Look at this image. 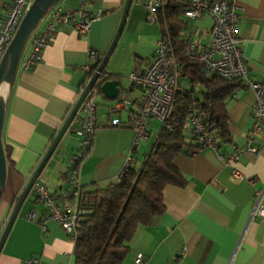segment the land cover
<instances>
[{
    "label": "crops",
    "instance_id": "1",
    "mask_svg": "<svg viewBox=\"0 0 264 264\" xmlns=\"http://www.w3.org/2000/svg\"><path fill=\"white\" fill-rule=\"evenodd\" d=\"M11 2L0 0V19L5 17ZM145 3L146 0L132 1L127 22L103 69L104 76H114L107 80H117L119 93L131 100L140 95V90L135 87L126 90L127 75L146 70L160 39V26L154 27L147 21ZM234 3L237 38L249 68L248 79L263 82L264 0H234ZM83 6L89 16L101 14L99 20L91 23L87 34L79 35L71 24L56 26L40 59L24 71L21 64L31 51V39L24 55L22 52L13 81L0 87L4 104L1 137L9 151L0 199V236L18 197L85 87L88 76L83 67H93L112 43L124 0H59L55 5L63 12L77 11ZM182 23L183 42L194 44L197 51L208 47L213 26L211 16L182 19ZM134 28L138 30V42L133 40L137 32L134 34ZM93 89L96 122L101 126L92 136L88 153L74 169L77 182L86 189L105 187L115 181L134 138L129 127L130 109L109 113L119 94L109 99L100 88ZM254 102V92L241 88L227 103L231 137L226 143L218 141L217 151L227 158L240 149L242 153L237 161L225 162L208 147L175 157L174 165L185 178V184L165 188L164 212L135 230L123 264H136L138 254L143 264H175L177 257H181L179 264H264V219L251 218L255 192L264 186V137H260L256 153L243 149L253 122ZM80 116L78 109L36 181L52 193L60 194L68 186L66 174L82 141L71 130ZM113 118H119L121 125H102ZM153 122L157 121H151L148 140L132 153L130 166L134 170L142 166L158 135L150 139ZM235 170L242 178L235 177ZM32 188L5 239L0 264H25L33 258L39 264H74V240L54 220H43L45 207L36 199ZM31 212L34 216L29 218Z\"/></svg>",
    "mask_w": 264,
    "mask_h": 264
},
{
    "label": "built area",
    "instance_id": "2",
    "mask_svg": "<svg viewBox=\"0 0 264 264\" xmlns=\"http://www.w3.org/2000/svg\"><path fill=\"white\" fill-rule=\"evenodd\" d=\"M32 2L33 0H12L5 17L0 19V62ZM167 7L168 0H146L144 8L148 22L159 24ZM86 11L84 6L77 11L68 10L65 12L55 6L52 7L39 23L40 29L32 33L30 37L32 39L31 51L23 60L21 68L27 71L37 63L41 51L53 37L56 26L71 24L79 35L87 34L91 23L99 20L101 14L89 16ZM203 15H209L213 20L211 41L208 47L200 51H197L194 44L185 42L187 56L190 61L201 64L206 73L224 78H236L243 81L247 89L254 92L253 122L243 149L250 153H256L260 137H264V81L253 82L248 79L249 68L242 56L237 38L238 17L234 0H190L189 7L184 12L182 19L196 20ZM181 69L182 64L174 55L172 43L166 31L165 36H160L154 57L146 70L133 71L127 75L126 90L132 87L138 88L140 95L131 100L125 98L123 92H120L118 100L109 107L111 114H116L121 109H130L129 127L134 132L130 152L115 181H118L130 166L132 153L136 147L141 142L148 140L151 121H158L161 127L172 113L175 96L182 90ZM83 70L86 74L90 72L89 66H84ZM79 110L81 112L79 122L71 131L80 136L82 141L77 155L71 160V169L66 174L67 188L60 194H56L50 192L46 185L36 182L37 180L33 185L37 199L45 207L46 214L43 220H54L72 239L75 238L77 222L86 213L78 206L82 187L76 180L74 169L76 164L88 153L92 136L101 126L97 124L95 117L94 89L88 92ZM102 125L118 126L121 125V121L119 118H113ZM184 129L195 137L196 143L201 148L214 149L218 157L225 162L237 161L242 153V150L235 149L227 158L224 154L219 153L215 136L208 131L201 118L196 114H192L188 118L184 123ZM234 175L238 179L242 178L237 170L234 171ZM33 216L34 212L28 215L29 218ZM254 217L264 219V186L255 192L251 212V218ZM180 260L181 257H177L175 264H179ZM135 263L143 264L141 254L136 256ZM25 264H39V262L37 258H33Z\"/></svg>",
    "mask_w": 264,
    "mask_h": 264
},
{
    "label": "trees",
    "instance_id": "3",
    "mask_svg": "<svg viewBox=\"0 0 264 264\" xmlns=\"http://www.w3.org/2000/svg\"><path fill=\"white\" fill-rule=\"evenodd\" d=\"M189 3L190 0H168L167 10L158 24L161 37L168 32L174 55L182 64L181 82L184 80L186 85L175 96L173 111L160 127L138 170L129 166L118 181L105 187L82 188L78 206L86 213L76 224L74 264H123L135 230L164 212L165 188L185 184V178L174 165L175 157L201 148L184 129L192 114L201 118L217 143L230 140L227 103L236 90L245 89L246 85L236 78L206 73L201 64L189 60L180 37L184 26L182 16ZM100 61L90 67L88 77ZM104 72L95 87L100 88L102 82L114 77L104 76ZM8 152L4 147L6 163Z\"/></svg>",
    "mask_w": 264,
    "mask_h": 264
},
{
    "label": "water",
    "instance_id": "4",
    "mask_svg": "<svg viewBox=\"0 0 264 264\" xmlns=\"http://www.w3.org/2000/svg\"><path fill=\"white\" fill-rule=\"evenodd\" d=\"M58 2L59 0H33L31 6L29 7L25 15L23 16L17 28V31L15 32L8 48L4 52L3 57L1 59L0 87L3 83L10 84L13 81L22 52L25 49V45L27 41L30 39L32 33L36 30L39 23L44 18V16L47 14V12L52 7H54ZM131 3H132V0H124L122 16H121L117 31L112 40V43L110 44L107 52L104 54L103 58L101 59V62L96 68L95 72L88 80L83 91L81 92L76 103L74 104L72 110L70 111L66 120L62 124L60 130L58 131V133L52 140L50 146L46 150L38 166L34 170L32 176L30 177L24 189L22 190L20 196L18 197L12 209V212L8 218L4 231L2 232V235L0 236V252H1L5 239L9 233L11 226L13 225V222L19 212V209L23 201L28 196L35 181L39 178V176L43 172V169L45 168L51 156L53 155L64 132L66 131V129L68 128L72 120L75 118L78 112V109L81 103L83 102L84 98L86 97L88 92L95 87L96 82L103 75L102 72L107 63V60L110 57L111 53L114 51L115 46L117 44V40L123 31ZM100 90L107 98L113 99L115 96L119 94V82L117 80H106L102 82L100 86ZM3 119H4V104H3L2 98H0V199H1L4 186H5L6 169H7L4 147H3L2 137H1Z\"/></svg>",
    "mask_w": 264,
    "mask_h": 264
},
{
    "label": "rangeland",
    "instance_id": "5",
    "mask_svg": "<svg viewBox=\"0 0 264 264\" xmlns=\"http://www.w3.org/2000/svg\"><path fill=\"white\" fill-rule=\"evenodd\" d=\"M148 21V20H147ZM127 22V21H126ZM149 24H151L152 26H154V27H157V25L156 24H153V23H150L149 22ZM40 29V25L36 28V31H38ZM136 28H134V34H135V32H136ZM129 32V30L127 29V31H126V34ZM125 34V30H124V33H123V35ZM138 30H137V32H136V34L134 35V37H133V40H134V42H138ZM30 41H31V38L27 41V43H26V45H25V49H24V51H23V55H24V53H25V51L27 50V47H28V45H29V43H30ZM182 84V86H184V85H186V82L184 81V80H182V82H181ZM128 84V83H127ZM160 123L157 121V122H153V127H152V138H150L151 140L154 138V137H156V134L159 132V130H160Z\"/></svg>",
    "mask_w": 264,
    "mask_h": 264
}]
</instances>
